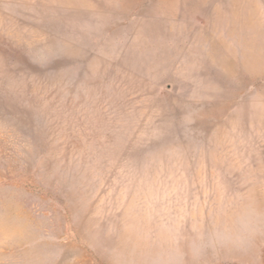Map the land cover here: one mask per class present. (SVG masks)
<instances>
[{
	"label": "rangeland",
	"instance_id": "1",
	"mask_svg": "<svg viewBox=\"0 0 264 264\" xmlns=\"http://www.w3.org/2000/svg\"><path fill=\"white\" fill-rule=\"evenodd\" d=\"M0 264H264V0H0Z\"/></svg>",
	"mask_w": 264,
	"mask_h": 264
}]
</instances>
